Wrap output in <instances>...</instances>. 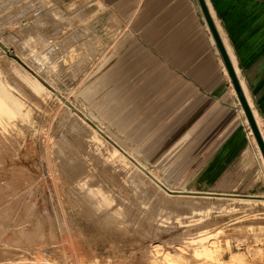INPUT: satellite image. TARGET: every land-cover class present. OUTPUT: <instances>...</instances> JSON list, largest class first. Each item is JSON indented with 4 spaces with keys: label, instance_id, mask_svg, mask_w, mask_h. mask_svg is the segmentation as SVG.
Here are the masks:
<instances>
[{
    "label": "rangeland",
    "instance_id": "374dc122",
    "mask_svg": "<svg viewBox=\"0 0 264 264\" xmlns=\"http://www.w3.org/2000/svg\"><path fill=\"white\" fill-rule=\"evenodd\" d=\"M126 1L0 0V71L37 104L30 121L8 125L2 134L5 142L0 141V258L72 264L67 229L73 219L91 247L96 246L92 251L101 261L145 264L147 258L125 240L136 243L139 237H152L147 232L150 224L184 234L215 232V258L228 260L233 252H245L249 260L248 247L264 249V197H259L264 195V169L233 87L221 69L218 88L206 85L200 92L190 86L189 98L181 99L175 97L182 90L180 83L147 81L164 78V69L149 57L121 60L119 67L112 65L114 58L105 57L103 64V56L124 44L123 39L117 43L115 17L118 9L126 11ZM95 45L96 54L91 52ZM84 52L92 57L85 58ZM110 95H118L108 107L113 122L98 112ZM130 95L138 96L137 101L123 106L122 100ZM187 134L178 150L170 151ZM93 135L102 142L91 141ZM113 147L118 150L108 157L106 149ZM123 151L160 180L167 193L149 180L156 194L145 203L130 181L123 182ZM83 178L96 190L123 191L128 200L121 206L134 218L114 216V209L105 204L97 206L96 194L83 193L82 186L72 196V184ZM190 190L207 194L184 192ZM26 199L38 206L22 202ZM47 206L55 207L65 240L41 244L35 239L38 232L20 240L15 231L29 232ZM109 238L117 242V251L107 247ZM160 241L157 259L169 254L189 261L174 246L176 241L167 236Z\"/></svg>",
    "mask_w": 264,
    "mask_h": 264
},
{
    "label": "crops",
    "instance_id": "0c3cea01",
    "mask_svg": "<svg viewBox=\"0 0 264 264\" xmlns=\"http://www.w3.org/2000/svg\"><path fill=\"white\" fill-rule=\"evenodd\" d=\"M205 2L232 65L239 70L238 79L245 83L254 112L248 103L254 118L259 120L258 128L263 131L260 120L264 121V0ZM124 5L127 13L118 9L115 17L117 43L123 39L124 44L108 54L110 58L103 56L102 63L105 57L107 61L114 58L112 65L119 67L121 60L149 57L164 69V78L147 81L180 83L182 90L175 97L181 99L189 98L190 86L200 92L206 85L214 90L219 87L222 59L198 0H127ZM98 46L91 52L98 53ZM117 97L108 96L107 105L100 107L98 112L104 120L114 121L109 118L108 107ZM137 98L125 97L122 105L134 104ZM189 136H184L170 151L178 150Z\"/></svg>",
    "mask_w": 264,
    "mask_h": 264
},
{
    "label": "bare ground",
    "instance_id": "6f19581e",
    "mask_svg": "<svg viewBox=\"0 0 264 264\" xmlns=\"http://www.w3.org/2000/svg\"><path fill=\"white\" fill-rule=\"evenodd\" d=\"M29 40H31V39H29ZM5 43H7V42L5 41ZM227 48H228V51L230 53V56L232 57L231 59L233 61V55H232L228 45H227ZM71 51H69V53ZM84 53H85V55H84L85 58H89L92 56V53L90 54L89 57H87L89 53H87V52H84ZM94 54H96V53L94 52ZM70 56H71V53L69 54V57ZM20 57L27 61V56L25 54L20 53ZM69 57H65L64 62H68ZM222 69H223L224 74L226 75V78L229 80V82L231 84L230 77L227 73V70H226L223 62H222ZM235 69H236L237 73L239 74V70L236 66H235ZM36 83L38 84V86H40L42 88L44 87L40 83V81L37 79H36ZM241 85L243 87L244 93H246L248 101H249V103L252 107V110L254 112V108H253V105L251 104V100L248 96L245 83L242 80H241ZM231 89H233V88H231ZM21 90L22 89L15 86V84L11 81L10 78L5 76L0 71V135H1L0 141L2 140L5 142V139L3 138L4 136H2V134L7 132L8 125L13 124L17 121L29 122L31 113L33 112V110H35L37 108V104L34 103V101H30V100L26 99L25 95L22 93ZM233 95L237 98L234 89H233ZM241 110H242V108H241ZM255 118H256V121L259 125V120L257 119L256 116H255ZM65 123H67V126L72 128V125H68V122H65ZM260 130H261V128H260ZM95 132H97V130H95ZM251 132H252L251 128H249V133H251ZM97 134H98V132H97ZM261 134H262V137L264 139V132L262 130H261ZM94 139H99V138H97L94 135L91 136L90 140L94 141ZM252 140L255 142V147L258 150V156L261 159L260 160L261 165L263 166V169H264V158H263L261 151H260V149H259V147L255 141V138L252 137ZM94 142L99 143L98 141H94ZM44 146H45V143H44ZM117 150L118 149H116L115 147H113L112 150L106 149L108 157L109 156L113 157L114 153L117 152ZM121 154H122L123 158H125V159H122L120 161L121 167L125 171V175L123 176V182L130 181L139 190V193H142L144 195L143 199L146 200V201H144L145 203H148L149 199H147V198H150V196H152V195L155 196V194H156L155 191L153 192L149 188V187H152V184H154L155 186H158L163 192H166L162 188L163 185L160 183V180L158 181L149 172H147V173L144 172L138 166L140 162L138 163L135 161L136 159L135 160L133 159V162L136 164L135 165L133 162H131L128 159V157H130V156L128 154H126L125 151H123ZM17 161H19V160H17ZM18 164H19V162H17V165ZM136 170L139 171L140 173H138ZM42 176H44V175L42 174ZM31 177L33 179L34 175H32ZM39 177H41V176H39ZM225 178L226 177H224L223 180ZM252 179H254V178H252ZM149 180L152 182L151 185L148 182ZM87 181H88V179L83 178L80 182H77L78 184H72V196H74V195L77 196V194H75V192L77 191V188L82 189V187H83L86 189V191L83 193L96 194L95 197L97 198V206H101V205L105 204V206H107L108 208L114 209V211L112 213V214H114V216L125 214V215H128L129 217L134 218L133 212H131L129 208L121 206L122 200L124 203H126L128 200V198L123 195V193H122L123 191L108 190V189L107 190L106 189L96 190V189L90 187V185H88ZM74 182H76V181H74ZM106 184H108V186H110V183L106 182ZM121 185H122V187L126 186L125 184H121ZM184 192L207 194V192H197V191H193V190L192 191L191 190L190 191H184ZM219 194L227 195L228 193L225 192V193H219ZM205 197H209V196H205ZM259 197H264V195L261 194V195H259ZM45 198L47 199L46 195H45ZM214 198H224V197H218L217 195H215ZM20 199H22V198L20 197ZM248 201H250V200H248ZM22 202L28 203L31 206H36V207L38 206L36 203H34L33 201H31L29 199L28 200L27 199L22 200ZM73 202H74V199L72 197V204H73ZM216 203L221 204L224 202L223 201H217ZM216 203H214V204H216ZM73 207H74V205H73ZM41 212H42V216L35 220L34 226L30 229L29 232L22 235L19 232V230L15 231L18 233L17 236L18 237L20 236V240H23L24 237H26V236H35L37 234V232L39 233V235L37 237H35V239H37V240L39 239L42 242L41 244H44V243H46L50 240L56 239V238L61 239V240H65V230H64L63 226L60 225L61 219H60L59 215L56 213L55 207H53L51 209V207L47 206L44 209H42ZM123 212H125V213H123ZM205 212H206V210H205ZM81 214H82V212H81ZM202 214L203 213H201V215ZM48 215H49V217H51V219L49 217L46 218V216H48ZM83 215H85V214H83ZM142 216L148 217L147 213H143ZM151 218L152 217H150V219ZM148 219H149V217H148ZM77 223H78V221H77ZM79 223H80V221H79ZM148 223H150V221ZM81 226H82V228H84V225H81ZM150 226L151 227L147 230V232H148V234H152V237L147 238V239L139 237V240L136 243H132V242H129V241L124 239L126 241V243H128L127 245H130V246L133 245L132 247L134 249H137L141 252L142 257H144L145 259L147 258L145 261V264H264V249L263 248L248 247L247 253L249 254V257H250L249 260L246 259L247 256H246L245 252H233V253H231L230 258L228 260H226V259L220 260L218 258H215V256H214V254L217 251L218 246H219V243H218L219 238L217 237V235H216L217 233H215V232L211 233V231H206L204 233H201L200 231H197L196 234H199V235H196V234L193 235L190 233L184 234L180 230H170V229L165 228L166 226L162 227V226H159L158 224H153V225L150 224ZM86 229H88V228H86ZM67 230H68L69 237L72 240V264H115L112 260H110L111 258L109 259L110 261H101L97 256H94L95 254L93 253L94 251H92V247L96 248V246L91 247V243H90L91 241L85 236L84 232L82 230H80V228L77 227V225L73 222V219H72V226L68 225ZM90 236H91V234H90ZM163 236H167V237L171 238L173 241H176L174 246L177 245L178 252L181 253L184 251V253H185L184 256L186 258L188 257L189 261L187 262V261H183V260L181 261L178 259H174L169 254L165 255L162 259H157L154 253L159 252V249H157V248L159 245H161L160 239ZM89 238H91V237H89ZM92 238H93V236H92ZM100 238H102V237H100ZM95 239L97 242L98 241L97 237H95ZM107 241H108L107 247H109V250L117 251V249L119 248V246L117 245V242L111 238H109ZM96 242H95V244H96ZM100 245H103V244H100ZM123 246H124V244H123ZM7 248L10 249V246L5 247V249H7ZM16 248L21 249V246L16 247ZM22 249L24 250V248H22ZM120 253H122V252H120ZM96 254H98V253L96 252ZM122 254H120V255H122ZM131 254H132L131 258L135 257L133 253H131ZM144 254H145V256H144ZM151 255H153V257ZM27 261L28 260H26L24 258H22V259L15 258V257L14 258L10 257V258H5V259L0 258V264H25ZM48 262L49 261L45 262L44 264H48ZM143 262L144 261L142 259V263ZM132 263L133 262H131V264ZM136 263H137V260H136Z\"/></svg>",
    "mask_w": 264,
    "mask_h": 264
},
{
    "label": "water",
    "instance_id": "95a60500",
    "mask_svg": "<svg viewBox=\"0 0 264 264\" xmlns=\"http://www.w3.org/2000/svg\"><path fill=\"white\" fill-rule=\"evenodd\" d=\"M198 3L201 7V10L203 12L204 18L206 20V23L208 25V28L212 34V37L214 39V42L216 44V47L219 50L222 62L227 70V73L230 77L231 84L233 86V89L236 93L237 99L240 103V106L245 114V117L247 119V122L249 124V127L251 128L252 134L255 138V141L261 151V154L264 158V139L262 137V134L258 128V125L256 123V120L254 118V115L252 113V110L250 108V105L248 103V100L244 94L243 88L241 86V83L238 79L236 70L234 66L232 65V62L230 60V57L228 55V52L224 46V43L218 33V30L214 24V21L210 15V12L208 10V7L206 5L205 0H198Z\"/></svg>",
    "mask_w": 264,
    "mask_h": 264
}]
</instances>
